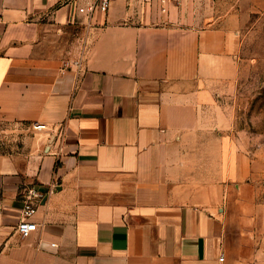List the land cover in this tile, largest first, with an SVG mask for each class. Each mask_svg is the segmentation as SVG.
<instances>
[{"label": "crops", "instance_id": "crops-1", "mask_svg": "<svg viewBox=\"0 0 264 264\" xmlns=\"http://www.w3.org/2000/svg\"><path fill=\"white\" fill-rule=\"evenodd\" d=\"M91 1L0 0V264H245L264 141L229 100L244 7L264 0H112L89 18Z\"/></svg>", "mask_w": 264, "mask_h": 264}, {"label": "rangeland", "instance_id": "rangeland-1", "mask_svg": "<svg viewBox=\"0 0 264 264\" xmlns=\"http://www.w3.org/2000/svg\"><path fill=\"white\" fill-rule=\"evenodd\" d=\"M250 6L245 5L247 14L241 16L240 73L229 105L235 111L237 127L247 129L252 141H264V4L258 12H251ZM223 8L218 7L219 12L216 9L215 14L221 15ZM247 199L251 203L252 226L246 230L249 236L245 264H254L252 259L255 255H264V178L252 183L247 190Z\"/></svg>", "mask_w": 264, "mask_h": 264}, {"label": "built area", "instance_id": "built-area-1", "mask_svg": "<svg viewBox=\"0 0 264 264\" xmlns=\"http://www.w3.org/2000/svg\"><path fill=\"white\" fill-rule=\"evenodd\" d=\"M112 0H92L86 6L79 9V13L93 18L96 13H107L111 8ZM36 130H42L45 127L40 124H35ZM43 197L35 188H30L26 191L23 201V209L21 220L17 227V233L22 239L29 238L32 233L37 231L38 225L33 221V216L36 214L39 201Z\"/></svg>", "mask_w": 264, "mask_h": 264}]
</instances>
